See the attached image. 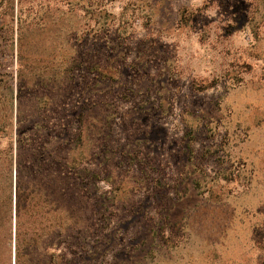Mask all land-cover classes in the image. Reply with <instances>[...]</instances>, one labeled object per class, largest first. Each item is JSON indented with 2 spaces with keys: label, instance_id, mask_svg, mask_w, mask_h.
I'll use <instances>...</instances> for the list:
<instances>
[{
  "label": "rangeland",
  "instance_id": "374dc122",
  "mask_svg": "<svg viewBox=\"0 0 264 264\" xmlns=\"http://www.w3.org/2000/svg\"><path fill=\"white\" fill-rule=\"evenodd\" d=\"M18 109L70 143V264H264V0H0Z\"/></svg>",
  "mask_w": 264,
  "mask_h": 264
},
{
  "label": "trees",
  "instance_id": "16d2710c",
  "mask_svg": "<svg viewBox=\"0 0 264 264\" xmlns=\"http://www.w3.org/2000/svg\"><path fill=\"white\" fill-rule=\"evenodd\" d=\"M8 114H0V264H30L35 250L41 264H70V143L57 157L34 114ZM45 129L49 142L64 135Z\"/></svg>",
  "mask_w": 264,
  "mask_h": 264
}]
</instances>
